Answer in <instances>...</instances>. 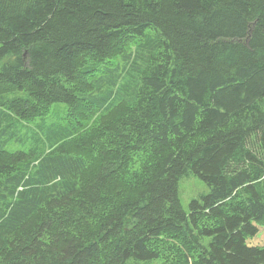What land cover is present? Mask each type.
I'll return each instance as SVG.
<instances>
[{
	"label": "trees",
	"instance_id": "trees-1",
	"mask_svg": "<svg viewBox=\"0 0 264 264\" xmlns=\"http://www.w3.org/2000/svg\"><path fill=\"white\" fill-rule=\"evenodd\" d=\"M57 101L97 123L0 139V264H264V0H0L1 116Z\"/></svg>",
	"mask_w": 264,
	"mask_h": 264
},
{
	"label": "rangeland",
	"instance_id": "rangeland-1",
	"mask_svg": "<svg viewBox=\"0 0 264 264\" xmlns=\"http://www.w3.org/2000/svg\"><path fill=\"white\" fill-rule=\"evenodd\" d=\"M151 34H156L151 32ZM158 40V39H155ZM138 41V40H137ZM131 42L129 48L138 43ZM142 43V42H141ZM126 60L120 56L114 60L113 66L120 65L119 71L123 68ZM19 95L24 92L20 91ZM82 106H77L74 109L68 108L65 102L57 101L50 106L47 114L43 118H36L32 121H23L16 116H11L7 119L6 116H1L0 122L5 130L0 132V139L5 142L7 149H25L31 146H41L51 143L58 139L66 131V127L72 128L74 133H78L84 129L90 128L97 123L99 112L92 117L91 110H88L87 115L82 117L80 110ZM41 137L45 142L41 140ZM179 196L185 210L189 211V204L192 199H200L204 194L209 192L208 185L195 174L191 173L183 176L179 180ZM247 243L250 245L264 244V226L260 227V231L255 236L247 238ZM162 259L156 258L153 261L128 262V264H161Z\"/></svg>",
	"mask_w": 264,
	"mask_h": 264
},
{
	"label": "bare ground",
	"instance_id": "bare-ground-1",
	"mask_svg": "<svg viewBox=\"0 0 264 264\" xmlns=\"http://www.w3.org/2000/svg\"><path fill=\"white\" fill-rule=\"evenodd\" d=\"M109 61V60H108ZM199 121V120H198ZM198 128V127H197ZM140 157V156H139Z\"/></svg>",
	"mask_w": 264,
	"mask_h": 264
}]
</instances>
